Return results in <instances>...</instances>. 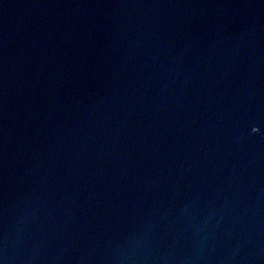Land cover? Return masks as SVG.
<instances>
[{
	"label": "water",
	"instance_id": "1",
	"mask_svg": "<svg viewBox=\"0 0 264 264\" xmlns=\"http://www.w3.org/2000/svg\"><path fill=\"white\" fill-rule=\"evenodd\" d=\"M0 264H264V0H0Z\"/></svg>",
	"mask_w": 264,
	"mask_h": 264
}]
</instances>
